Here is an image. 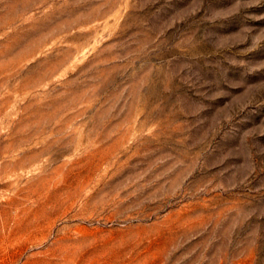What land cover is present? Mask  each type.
<instances>
[{"label": "rangeland", "instance_id": "obj_1", "mask_svg": "<svg viewBox=\"0 0 264 264\" xmlns=\"http://www.w3.org/2000/svg\"><path fill=\"white\" fill-rule=\"evenodd\" d=\"M0 264H264V0H0Z\"/></svg>", "mask_w": 264, "mask_h": 264}]
</instances>
